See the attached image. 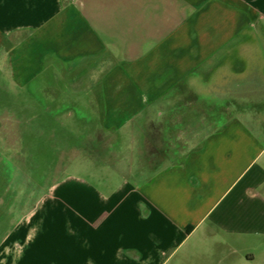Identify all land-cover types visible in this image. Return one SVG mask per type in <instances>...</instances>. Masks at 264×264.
<instances>
[{"label":"crops","instance_id":"obj_1","mask_svg":"<svg viewBox=\"0 0 264 264\" xmlns=\"http://www.w3.org/2000/svg\"><path fill=\"white\" fill-rule=\"evenodd\" d=\"M7 76L58 106L86 97L95 126L64 150L202 136L118 182L80 159L24 204L0 154V264H264V0H0V97ZM186 79L191 97H161ZM21 127L0 121L5 147Z\"/></svg>","mask_w":264,"mask_h":264},{"label":"rangeland","instance_id":"obj_2","mask_svg":"<svg viewBox=\"0 0 264 264\" xmlns=\"http://www.w3.org/2000/svg\"><path fill=\"white\" fill-rule=\"evenodd\" d=\"M6 78V81L9 82L7 85L8 93L0 97V114H13L14 117L8 116L6 119L1 118L0 121H2V125L11 128L21 125L24 132L16 135L10 130L11 132L6 135L8 141L18 142L21 148L16 151L9 146L5 147L0 140V154L14 162L18 183H15L16 186L13 184L12 192H15L19 199H22V204L32 203L34 198H31L29 194L38 196L54 178L58 177L59 172L62 173V170L69 169L70 172H78L80 159L86 160L92 170L99 174H110L114 181L118 182L127 167L139 170L143 161H146V164L152 162L155 165L175 160L186 149L198 142L202 136V134L181 132L173 136L167 135L165 140L162 134L157 133L155 135L160 137L161 149L138 150L130 149L132 143L128 138V132H121L117 143L120 149L116 150L113 156L108 155L106 158L101 157L105 151L100 150H64L61 148L70 142L72 145L86 146L82 133L95 126L94 119L79 118V116L88 115V108L94 110V108L89 107L88 102H85L86 97H70L69 100L61 102L58 106L57 102L52 103L55 97H35L31 95L30 88L20 89L18 86L10 84L9 76ZM2 81L1 78L0 91L4 88ZM201 82L203 81H199L198 88L200 91L207 92V85L201 84ZM189 89L190 81L186 79L183 86L182 84L172 85L161 97H191ZM180 90L181 93H179ZM122 95L125 97L126 93L123 92ZM49 110L50 112H59L62 117L55 119L47 116ZM164 110L167 109L164 108ZM251 110L254 111V109ZM32 115H36L37 118L33 119ZM143 120L144 118L141 117L137 119V122ZM164 121L165 118L162 122ZM251 121L253 124V120ZM52 127L57 129L54 134L47 132L48 128ZM38 129H41V132H38ZM123 129L131 128L130 125H125ZM155 131L158 132V129ZM15 138L17 139L15 140ZM91 152H97L98 155L93 156L90 154ZM148 171L149 168L146 166V172ZM22 177L25 181L20 185L19 181L22 180ZM198 264L207 263L199 262ZM213 264L218 263L215 261Z\"/></svg>","mask_w":264,"mask_h":264}]
</instances>
